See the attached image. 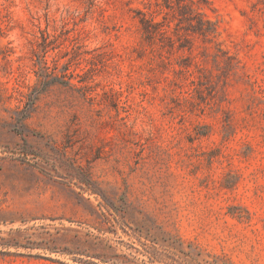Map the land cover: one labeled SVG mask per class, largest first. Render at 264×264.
Returning a JSON list of instances; mask_svg holds the SVG:
<instances>
[{
	"label": "rangeland",
	"instance_id": "obj_1",
	"mask_svg": "<svg viewBox=\"0 0 264 264\" xmlns=\"http://www.w3.org/2000/svg\"><path fill=\"white\" fill-rule=\"evenodd\" d=\"M0 264H264V0H0Z\"/></svg>",
	"mask_w": 264,
	"mask_h": 264
},
{
	"label": "trees",
	"instance_id": "obj_2",
	"mask_svg": "<svg viewBox=\"0 0 264 264\" xmlns=\"http://www.w3.org/2000/svg\"><path fill=\"white\" fill-rule=\"evenodd\" d=\"M40 33L42 34V36H43V35H47V36H49V34H48V32H47V31L40 30Z\"/></svg>",
	"mask_w": 264,
	"mask_h": 264
}]
</instances>
